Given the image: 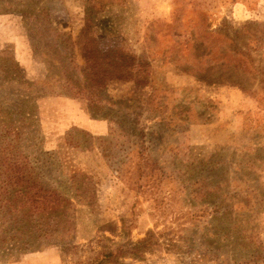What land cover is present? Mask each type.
Returning <instances> with one entry per match:
<instances>
[{"label":"rangeland","instance_id":"obj_1","mask_svg":"<svg viewBox=\"0 0 264 264\" xmlns=\"http://www.w3.org/2000/svg\"><path fill=\"white\" fill-rule=\"evenodd\" d=\"M90 2H104L91 14L98 47L149 68L146 85L112 80L91 98L60 94L65 69L83 81L68 54L83 67L76 41ZM44 4L48 31L0 14V200L15 177L69 204L30 217L1 207L0 231L56 238L6 257L0 248V264H75L149 233L140 258L106 264H264V89L254 97L218 84L252 87L244 56L264 70V0ZM16 68L30 87L14 81Z\"/></svg>","mask_w":264,"mask_h":264},{"label":"trees","instance_id":"obj_2","mask_svg":"<svg viewBox=\"0 0 264 264\" xmlns=\"http://www.w3.org/2000/svg\"><path fill=\"white\" fill-rule=\"evenodd\" d=\"M46 2L47 0H22L21 2H18L17 0H0V14L4 15L8 13H15L20 15L25 26L28 27V32H30L32 29L29 27V22L31 20V26H35L36 23L39 25L45 24V26H47L45 27V30H47L49 29L50 25V10L44 4ZM103 5L104 2H99L94 6L91 4V2L86 3L85 5V25L76 41V43L80 46V54L84 58L83 67H78L74 63L72 60V53L68 54L71 57L69 58L68 62L73 67L75 72L78 73L79 71L83 81L80 83V81L76 79L78 74L76 75L71 73L72 75H68L67 69L62 66L66 70V73H63L64 80H62L63 83L61 84L62 88H64V92H60V94H68L77 98H81L86 95L91 98L93 96V92H96L97 94L99 89L105 87L106 82L112 80H122L126 82L133 81L138 86H143L148 83V78L151 74L149 68L138 63H134L129 55L126 54L121 48L113 47L102 50L98 47V40L94 34L95 24L91 20V14L96 8V10H98V8L102 9L104 7ZM68 41L69 39H66L64 42L67 43ZM50 59L51 62H55V59L52 57H50ZM242 60L244 64L246 63L250 66L252 71L250 75L254 76L252 87H248V85H246L240 79L235 81H229L228 79H225L223 82L220 81L218 84L236 87L243 93H249L254 97H257L256 91L264 89L262 88L264 82V70H255L252 67L254 62L250 58H245L244 56ZM235 65L238 66L237 63H235ZM250 68L247 70L245 67H242V71H250ZM234 76L241 79L245 78L243 73L234 74ZM14 77L16 78L14 81L20 86V88L23 86L30 87L32 85L31 83L22 80L21 74L17 68L14 71ZM220 78L223 77L220 76ZM198 81L204 83L202 79H199ZM254 84H257L259 89H253L255 86ZM90 102L92 104L94 100H91ZM104 118L107 119L108 117L104 115ZM14 178L15 177L9 179L4 184V186L9 187L11 190L10 194L6 198H2L0 200V208H6L5 205L7 204L13 208H11L9 211H13L14 209L23 210L25 213H27L25 215H28L29 217L32 215L36 216L38 214L49 216L59 213L61 209H64L65 206L69 204L67 199L62 198L54 191L45 190L33 183L29 185V182ZM196 184L200 185V182L198 181ZM200 186L202 187L199 188V191L196 192V194L199 195L203 193L202 198H207L208 193L206 184L201 182ZM18 222L21 221H17V223ZM150 236L151 234L149 233L148 238L138 241L132 246V248H128L127 250L123 251L121 248L106 249L98 253L92 260L83 262L78 260L75 262V264L115 263L119 258L124 256L140 258L141 254L147 248L152 246L149 245L150 241L148 239ZM55 238L56 237L52 233H49V231L43 229H41L40 234L37 235L33 230H25L23 227L9 228V231L2 230L0 231V248H3L1 250L3 254L2 256L6 257L24 251L38 249L40 247L39 244H42V242H49L51 239L55 241ZM38 241L40 243H38ZM255 264L259 263L256 262Z\"/></svg>","mask_w":264,"mask_h":264}]
</instances>
